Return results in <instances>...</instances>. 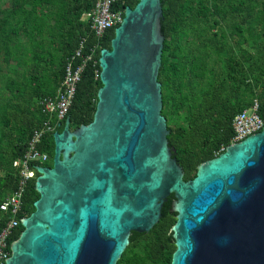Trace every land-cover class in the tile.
<instances>
[{
    "label": "water",
    "instance_id": "95a60500",
    "mask_svg": "<svg viewBox=\"0 0 264 264\" xmlns=\"http://www.w3.org/2000/svg\"><path fill=\"white\" fill-rule=\"evenodd\" d=\"M160 0L124 9L98 64L92 121L52 135L34 212L5 264H116L132 233H148L172 195L170 264H264V126L183 180L162 116Z\"/></svg>",
    "mask_w": 264,
    "mask_h": 264
},
{
    "label": "trees",
    "instance_id": "16d2710c",
    "mask_svg": "<svg viewBox=\"0 0 264 264\" xmlns=\"http://www.w3.org/2000/svg\"><path fill=\"white\" fill-rule=\"evenodd\" d=\"M96 0H0V204L18 186L12 164L21 160L34 132L48 122L52 132L38 149L49 156L53 133L89 124L96 109L102 49L110 48L114 27L97 39L90 23L81 21ZM139 0H115L112 11L133 8ZM164 37L158 82L172 157L183 180L222 153L231 142L234 117L257 101L264 122V0H160ZM83 42L85 63L73 102L58 121L42 112L40 101L55 95L71 54ZM33 164L30 168H33ZM35 180L28 182L22 214L34 212ZM170 195L158 223L148 233H132L116 264H170L175 250ZM0 231L9 219L0 211ZM21 225L13 236L16 240Z\"/></svg>",
    "mask_w": 264,
    "mask_h": 264
},
{
    "label": "built area",
    "instance_id": "2783aa9c",
    "mask_svg": "<svg viewBox=\"0 0 264 264\" xmlns=\"http://www.w3.org/2000/svg\"><path fill=\"white\" fill-rule=\"evenodd\" d=\"M114 3L115 0H96L93 9L81 17V21L90 23V29L97 39L102 38L108 30L118 26L122 21V12L120 10L112 11ZM83 42L82 39L79 47L67 60L63 80L55 95L43 98L40 101L42 112L48 115L49 118L55 117L58 121L63 120L73 102L85 63L90 61L93 55V50L85 57L82 55ZM257 108L258 103L254 101L249 109L238 113L234 117L232 121L234 136L230 144L240 142L250 135L261 132L264 122L258 116ZM52 131L53 128L49 123L44 122L42 128L34 132L24 157L12 164L18 173L19 182L14 192L6 196L0 204V211L9 217L0 231V264H5V261L10 257V246L16 241L12 238L18 231L20 221L26 218L19 217L22 214L23 193L28 182L35 180L38 176L36 170L30 168V166L33 164V167L36 168L49 160V156L38 149V144L46 133ZM224 149L222 148L220 151L223 152Z\"/></svg>",
    "mask_w": 264,
    "mask_h": 264
}]
</instances>
